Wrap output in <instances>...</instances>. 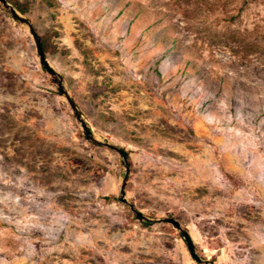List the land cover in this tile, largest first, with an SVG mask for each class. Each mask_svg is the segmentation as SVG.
Returning a JSON list of instances; mask_svg holds the SVG:
<instances>
[{"label": "rangeland", "instance_id": "374dc122", "mask_svg": "<svg viewBox=\"0 0 264 264\" xmlns=\"http://www.w3.org/2000/svg\"><path fill=\"white\" fill-rule=\"evenodd\" d=\"M8 1L128 152V200L214 264H264V0ZM125 171L0 2V264H199L119 201Z\"/></svg>", "mask_w": 264, "mask_h": 264}, {"label": "water", "instance_id": "95a60500", "mask_svg": "<svg viewBox=\"0 0 264 264\" xmlns=\"http://www.w3.org/2000/svg\"><path fill=\"white\" fill-rule=\"evenodd\" d=\"M0 2L8 10V12L11 14L13 19L20 21L21 23H24L28 26L29 31H30L33 39H34V42L36 45V50H37V53L39 55L41 65L43 66L45 71L52 77L53 82H55L57 84L59 93L67 99V101H68L69 105L71 106L73 112L75 113L77 119L81 122L85 138L88 141H90L91 143H93L94 145L106 146V147L118 152L121 155L126 171H125L123 180H122L121 185H120L119 201L122 202L123 204H127L128 207L130 208V210L135 215V217L138 220H140L141 222L170 223V224H172L180 232L181 236L183 237V239L185 240V242L187 244V247L189 249L191 257L196 262H198L199 264H214V262L212 260H210L209 258H203L197 253L195 244L193 242V239H192L189 231L184 229L182 227L180 221L177 220L175 217L151 218V217L145 215L142 211L138 210L135 207V205L128 200V198L126 196V185H127V181L129 179V174H130L129 154L127 153V151L124 148L119 147V146H117L111 142H108V141L99 140L97 137H95L92 129L87 124L86 119L83 117L82 111L80 110L76 101L73 99V97L70 95L69 91L65 87L63 76L49 62L47 55H46V52H45V49H44V45H43L41 35L37 32V30L33 26L32 22L30 21V19H28L23 14H21L8 0H0Z\"/></svg>", "mask_w": 264, "mask_h": 264}, {"label": "trees", "instance_id": "16d2710c", "mask_svg": "<svg viewBox=\"0 0 264 264\" xmlns=\"http://www.w3.org/2000/svg\"><path fill=\"white\" fill-rule=\"evenodd\" d=\"M17 8L20 7V5H18L17 3L14 4ZM43 45H44V42H43ZM45 48V47H44ZM128 153V152H127Z\"/></svg>", "mask_w": 264, "mask_h": 264}]
</instances>
